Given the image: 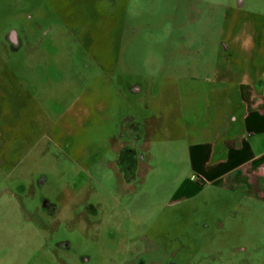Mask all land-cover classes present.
<instances>
[{
	"label": "rangeland",
	"instance_id": "374dc122",
	"mask_svg": "<svg viewBox=\"0 0 264 264\" xmlns=\"http://www.w3.org/2000/svg\"><path fill=\"white\" fill-rule=\"evenodd\" d=\"M257 112L264 0H0V264H264Z\"/></svg>",
	"mask_w": 264,
	"mask_h": 264
},
{
	"label": "crops",
	"instance_id": "0c3cea01",
	"mask_svg": "<svg viewBox=\"0 0 264 264\" xmlns=\"http://www.w3.org/2000/svg\"><path fill=\"white\" fill-rule=\"evenodd\" d=\"M257 96V97H256ZM253 105L259 107L263 103V97H258L256 94L254 99L252 98ZM264 112H257L254 115H245L243 118L246 119V126L249 127L248 124H256L259 123V117L262 116ZM252 117V118H251ZM249 120V123L248 121ZM230 131L231 127L227 126ZM251 146V145H250ZM248 143L240 146V148H229L226 151L227 158L218 163L214 169H206L205 172L210 174L212 178L217 177V174L220 173L223 169L230 170L233 173L232 178H248L252 179L253 177L264 176V172L261 170V165L264 163V154L259 153L256 154L253 152L252 147H250ZM231 178V179H232Z\"/></svg>",
	"mask_w": 264,
	"mask_h": 264
},
{
	"label": "flooded vegetation",
	"instance_id": "af4514ba",
	"mask_svg": "<svg viewBox=\"0 0 264 264\" xmlns=\"http://www.w3.org/2000/svg\"><path fill=\"white\" fill-rule=\"evenodd\" d=\"M132 90L134 92H138L140 91L139 87L137 86H134L132 87ZM140 124H138L137 122L135 121H131L129 123H127L123 128H122V133L125 134V135H129L131 137V139L133 140L134 142V139H137L138 136L140 137V134L143 133V129H140ZM126 150V151H125ZM125 155H128V159L129 161L127 162V167L126 169L128 170L127 171V174L129 175V178L133 179L134 178V173H135V165L133 163V157L134 156V149L128 147L126 145H123L121 147V150H120V154H123L125 153ZM261 170L262 172H264V163L261 165ZM127 175V176H128ZM264 180V176H256V177H253L252 179H248V178H237V179H231V184L234 186L238 185V184H242L243 182H245L246 184H248L250 187H257L260 185L261 181ZM43 207L44 208H47L49 210V212H51V208H52V205L49 204V202L44 199L43 201Z\"/></svg>",
	"mask_w": 264,
	"mask_h": 264
}]
</instances>
